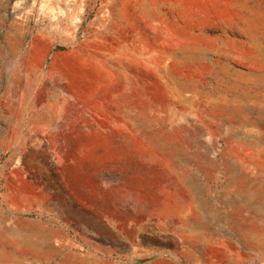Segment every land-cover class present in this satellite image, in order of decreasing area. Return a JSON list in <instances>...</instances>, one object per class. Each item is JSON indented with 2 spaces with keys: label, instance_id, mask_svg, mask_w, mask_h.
Returning a JSON list of instances; mask_svg holds the SVG:
<instances>
[{
  "label": "rangeland",
  "instance_id": "obj_1",
  "mask_svg": "<svg viewBox=\"0 0 264 264\" xmlns=\"http://www.w3.org/2000/svg\"><path fill=\"white\" fill-rule=\"evenodd\" d=\"M0 264H264V0H0Z\"/></svg>",
  "mask_w": 264,
  "mask_h": 264
}]
</instances>
